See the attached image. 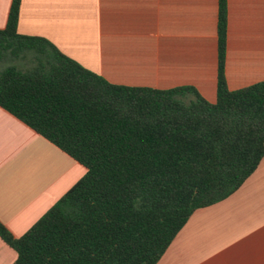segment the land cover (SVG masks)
Listing matches in <instances>:
<instances>
[{"label": "trees", "instance_id": "1", "mask_svg": "<svg viewBox=\"0 0 264 264\" xmlns=\"http://www.w3.org/2000/svg\"><path fill=\"white\" fill-rule=\"evenodd\" d=\"M19 6L0 29V107L86 172L21 236L0 222L12 264H156L191 213L238 189L264 155V80L226 84V0L214 102L190 85L110 83L18 33Z\"/></svg>", "mask_w": 264, "mask_h": 264}, {"label": "crops", "instance_id": "2", "mask_svg": "<svg viewBox=\"0 0 264 264\" xmlns=\"http://www.w3.org/2000/svg\"><path fill=\"white\" fill-rule=\"evenodd\" d=\"M12 0H0V29ZM230 90L264 80V0H226ZM218 0H20L17 31L110 83L193 86L214 102ZM86 168L0 107V222L24 234ZM16 252L0 238V264ZM156 264H264V155L227 197L195 209Z\"/></svg>", "mask_w": 264, "mask_h": 264}, {"label": "rangeland", "instance_id": "3", "mask_svg": "<svg viewBox=\"0 0 264 264\" xmlns=\"http://www.w3.org/2000/svg\"><path fill=\"white\" fill-rule=\"evenodd\" d=\"M15 63H16V62H15ZM21 63H22V61H21ZM27 66H29V64L26 65V64L24 63L22 67H27ZM2 67H3V66H2ZM2 67H0V69H1Z\"/></svg>", "mask_w": 264, "mask_h": 264}]
</instances>
